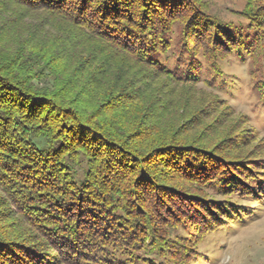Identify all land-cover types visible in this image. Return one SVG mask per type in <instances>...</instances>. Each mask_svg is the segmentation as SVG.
<instances>
[{
    "label": "trees",
    "instance_id": "obj_1",
    "mask_svg": "<svg viewBox=\"0 0 264 264\" xmlns=\"http://www.w3.org/2000/svg\"><path fill=\"white\" fill-rule=\"evenodd\" d=\"M244 2L234 26L202 0H0V264H153L132 258L141 251L186 264L195 242L173 231L211 233L243 198L264 199V160L218 157L203 130L164 126L152 100L125 92V66L82 46L171 87L212 89L217 59L264 54V0ZM163 210L173 219L160 224Z\"/></svg>",
    "mask_w": 264,
    "mask_h": 264
},
{
    "label": "rangeland",
    "instance_id": "obj_2",
    "mask_svg": "<svg viewBox=\"0 0 264 264\" xmlns=\"http://www.w3.org/2000/svg\"><path fill=\"white\" fill-rule=\"evenodd\" d=\"M202 3L208 14L217 16L223 23L234 26L246 23V20L240 16V12L245 7L244 0H202ZM32 18L33 24L41 23L40 25L44 27L45 22H42L46 21L44 15ZM35 20L39 21L35 22ZM78 43L80 44V41ZM177 43H173L172 46H179ZM82 46L87 52H97L98 63L103 62L108 68L115 69L119 65L121 71L122 65L125 66L123 67L125 71L119 74V78L123 76L125 80V74L128 78L125 92L131 93V97L140 98L143 102L139 103L141 106L150 104L152 100L151 110H160L162 114L164 113L162 119L164 126H168L171 122L175 123V130L179 134L190 130V127L195 128V133L203 130L202 133L209 136L208 141L211 145L219 150L215 154L218 157L220 150L224 153L229 149L234 153L250 154L254 160H264V54H259L254 60H250L249 57L237 58L234 55L223 56L215 61L216 76L212 89L203 82L195 88L187 89L171 87L166 79L150 78L148 72L145 74V71L122 64L119 59L110 56L103 46L90 40L83 41ZM200 62L208 66V63ZM210 74L213 75V72ZM209 78V75L203 76V81H210ZM255 84H259V89ZM209 98L216 101L215 106L209 102ZM125 104L126 107H133V103L125 102ZM136 104L138 106V103ZM175 104H181L180 107L184 105L186 110L182 120L187 122L181 127L177 126L180 119L174 115ZM107 108H110L107 109L110 112L115 110L113 105ZM117 110H120V106ZM139 131L141 132V128ZM133 135H136V132ZM133 137L134 141L139 140L138 137ZM240 147L242 151L239 152ZM215 194L211 196L214 195L213 197L219 200L223 198ZM0 197L5 198L2 193ZM236 198L234 196L232 200L237 201ZM240 202L244 210L235 216L232 222L211 233L192 236L184 229L173 231L172 237L181 236L184 239L190 237V240L195 242L189 247L191 250L185 261L186 264H264V199L256 202L243 198ZM163 212L164 210L160 211V215L158 214L156 218L160 224L166 219H173L171 214ZM132 255L133 259L140 257L153 259V264H173V262L179 264L182 261L179 257L168 258V256L158 259L146 251L135 252ZM128 256L131 257L130 254Z\"/></svg>",
    "mask_w": 264,
    "mask_h": 264
}]
</instances>
